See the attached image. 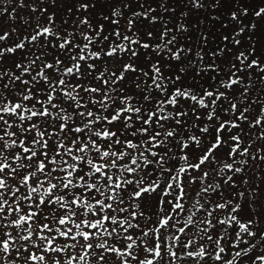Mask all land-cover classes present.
<instances>
[{
    "label": "snow or ice",
    "instance_id": "snow-or-ice-1",
    "mask_svg": "<svg viewBox=\"0 0 264 264\" xmlns=\"http://www.w3.org/2000/svg\"><path fill=\"white\" fill-rule=\"evenodd\" d=\"M167 2L0 3V264H264V0Z\"/></svg>",
    "mask_w": 264,
    "mask_h": 264
},
{
    "label": "trees",
    "instance_id": "trees-1",
    "mask_svg": "<svg viewBox=\"0 0 264 264\" xmlns=\"http://www.w3.org/2000/svg\"><path fill=\"white\" fill-rule=\"evenodd\" d=\"M3 0H0L2 3ZM201 3L204 5L202 8L193 9L191 4L187 2V0H168L166 6L171 7L176 14H179L181 11H185L189 13V21L191 23H195L196 20L202 19L204 20V24L197 25L201 28L202 31L207 30L210 33L209 41L211 43L212 39L215 37V33L220 30L219 22L216 21V17L220 16L221 19L227 20V11L232 9L233 3L231 0L229 2H225V0H220V7L212 8L210 5L212 0H201ZM258 0H235V7L239 8L241 6L249 8V14L247 18L242 17L244 23L248 22V19H252L251 12L255 9ZM131 7H136L135 3L130 5ZM261 6H264L262 4ZM99 7V5H98ZM158 11H160L158 9ZM165 14V13H162ZM193 35H195L193 33ZM198 42V41H197ZM254 89L258 86L254 85Z\"/></svg>",
    "mask_w": 264,
    "mask_h": 264
},
{
    "label": "rangeland",
    "instance_id": "rangeland-1",
    "mask_svg": "<svg viewBox=\"0 0 264 264\" xmlns=\"http://www.w3.org/2000/svg\"><path fill=\"white\" fill-rule=\"evenodd\" d=\"M256 86V85H255Z\"/></svg>",
    "mask_w": 264,
    "mask_h": 264
}]
</instances>
